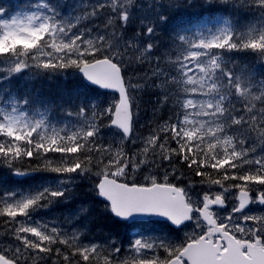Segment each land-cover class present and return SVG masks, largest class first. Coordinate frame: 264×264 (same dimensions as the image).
Segmentation results:
<instances>
[{
    "label": "snow or ice",
    "instance_id": "snow-or-ice-1",
    "mask_svg": "<svg viewBox=\"0 0 264 264\" xmlns=\"http://www.w3.org/2000/svg\"><path fill=\"white\" fill-rule=\"evenodd\" d=\"M219 2L248 19L173 23L175 0L0 6V84L72 70L114 94L48 101L0 89V168L53 174L27 188L0 183V264H264V72L232 55L264 68V0ZM149 88L168 116L143 135L137 99ZM85 179L105 214L141 231L97 240L70 230L89 215L84 204L63 220L41 214Z\"/></svg>",
    "mask_w": 264,
    "mask_h": 264
},
{
    "label": "trees",
    "instance_id": "trees-1",
    "mask_svg": "<svg viewBox=\"0 0 264 264\" xmlns=\"http://www.w3.org/2000/svg\"><path fill=\"white\" fill-rule=\"evenodd\" d=\"M179 8L177 6L171 8L169 10V14L172 16L173 23L179 21H190L192 23L201 22L200 18L213 19L214 18H233L240 20L241 22L248 17L243 14H237L230 6L221 4L219 1L211 0V3H207L206 0H191V6H188V0H179ZM134 28L129 30L128 36H132L134 34ZM168 30L166 29H158V37L160 43H166L168 36L166 34ZM163 51V49H161ZM236 55H240L239 57H234V59L241 65L251 64L254 67L256 66L257 59L248 53H235ZM148 65H143L142 68L137 69L136 73H133L131 70L126 73V75H143L144 70L147 69ZM70 72L73 73L72 70H69L67 74H60L55 76H47L42 75L41 78L36 82L35 87L32 90V93L40 98L48 101H59V99L64 96L66 93L71 92L73 90L79 91L84 94L87 93L92 99L97 102H103L98 97L91 95L88 91L89 89L84 86L82 83L77 82L73 78L69 76ZM137 102L139 104V122L140 126H138V132L140 134H148L149 127L151 121L155 118L166 119L168 116V109L166 107H162L157 105L156 96L154 95V91L152 89H147L139 93ZM155 110V117L153 112ZM50 118L55 120H63L65 119L63 113L59 110H54L49 113ZM143 125L141 126V121ZM33 165L36 163L32 162ZM24 168H28L29 165L25 164ZM179 168L180 166L177 165ZM52 175V174H49ZM43 176V174H38V177ZM198 180L199 178H195ZM90 181V180H89ZM91 182V181H90ZM187 183V180L185 181ZM83 188V187H82ZM59 205V204H58ZM57 205V206H58ZM90 209V220L91 221V229L92 232L98 236L97 240H102L105 236H118L124 234L126 232V226L114 218L103 212V206L98 200V203L93 204L90 203L87 205ZM70 212L75 208H66ZM58 217L66 216V213L61 209L56 213ZM2 231V229H0Z\"/></svg>",
    "mask_w": 264,
    "mask_h": 264
},
{
    "label": "rangeland",
    "instance_id": "rangeland-1",
    "mask_svg": "<svg viewBox=\"0 0 264 264\" xmlns=\"http://www.w3.org/2000/svg\"><path fill=\"white\" fill-rule=\"evenodd\" d=\"M182 235H183V232H182Z\"/></svg>",
    "mask_w": 264,
    "mask_h": 264
}]
</instances>
